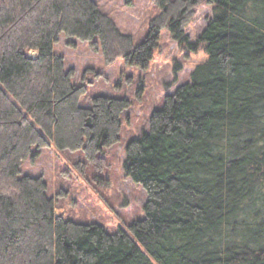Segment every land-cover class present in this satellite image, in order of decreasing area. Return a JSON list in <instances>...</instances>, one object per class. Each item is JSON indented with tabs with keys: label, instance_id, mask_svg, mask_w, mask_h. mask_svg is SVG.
Segmentation results:
<instances>
[{
	"label": "trees",
	"instance_id": "1",
	"mask_svg": "<svg viewBox=\"0 0 264 264\" xmlns=\"http://www.w3.org/2000/svg\"><path fill=\"white\" fill-rule=\"evenodd\" d=\"M153 1L160 12L136 45L96 0H0V264H264V0ZM203 4L213 17L190 47L207 60L125 147L145 217L110 233L58 215L24 162L51 140L107 166L131 105H82L88 85L54 52L60 36L95 46L108 65L146 68L164 29L187 43Z\"/></svg>",
	"mask_w": 264,
	"mask_h": 264
},
{
	"label": "rangeland",
	"instance_id": "2",
	"mask_svg": "<svg viewBox=\"0 0 264 264\" xmlns=\"http://www.w3.org/2000/svg\"><path fill=\"white\" fill-rule=\"evenodd\" d=\"M96 1L123 33L133 36L136 45L145 40L151 20L160 12L153 0ZM213 13L209 4L197 9L183 46L164 29L146 68L130 65L124 58L108 65L95 46L60 36L54 52L65 59L68 69L74 70L75 82L85 78L88 85L82 105L87 106L97 96L125 99L131 105L123 118L121 140L104 153L107 166L98 169L88 162L83 150H60L51 140L42 150L34 148L24 162L23 175L44 179L58 215L76 223L102 225L110 233L129 231L130 223L145 217L148 194L141 184L124 174L125 147L149 129L153 112L164 107L165 96L191 82L196 66L207 60L203 46L193 49L190 45L195 44ZM29 54L37 55L34 51Z\"/></svg>",
	"mask_w": 264,
	"mask_h": 264
}]
</instances>
